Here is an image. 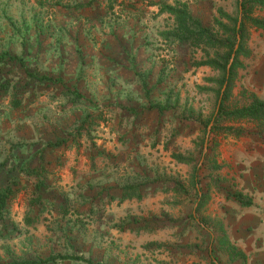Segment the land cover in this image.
Listing matches in <instances>:
<instances>
[{
  "label": "rangeland",
  "instance_id": "obj_1",
  "mask_svg": "<svg viewBox=\"0 0 264 264\" xmlns=\"http://www.w3.org/2000/svg\"><path fill=\"white\" fill-rule=\"evenodd\" d=\"M221 12L237 0H0V264H244L219 146L247 119L206 126L221 72L195 66L226 50Z\"/></svg>",
  "mask_w": 264,
  "mask_h": 264
},
{
  "label": "crops",
  "instance_id": "obj_2",
  "mask_svg": "<svg viewBox=\"0 0 264 264\" xmlns=\"http://www.w3.org/2000/svg\"><path fill=\"white\" fill-rule=\"evenodd\" d=\"M251 16L264 20V8L256 6ZM243 49L230 99L238 106L252 98L264 104V31L249 23ZM239 124L244 135H231L220 144V162L232 193H240L250 203L242 205L235 199L225 203L229 211L225 233L244 264H264V119Z\"/></svg>",
  "mask_w": 264,
  "mask_h": 264
},
{
  "label": "trees",
  "instance_id": "obj_3",
  "mask_svg": "<svg viewBox=\"0 0 264 264\" xmlns=\"http://www.w3.org/2000/svg\"><path fill=\"white\" fill-rule=\"evenodd\" d=\"M256 6L264 8V0H237L238 16L235 18H232L229 14L225 12H221V15L223 17H225L228 21L232 22V26L228 27L222 24L221 22H218V25H220L225 30L227 36L222 41L221 40H218L216 42L214 41L213 45L216 47L219 46L224 47L226 49L224 54L216 55V57L214 58L207 57L195 62V66H208L212 69L221 72V77L218 80H216L217 89L215 90V94H216L215 111L211 114L210 118L205 123L206 126L209 125L210 123H212L213 126L217 121V119L219 118V116L221 115L230 117L231 119H236V120L247 119L248 121H256L259 123L264 119V104L262 101H260L257 98H252L247 105L241 106L239 108L229 109V110H225L223 108V101L225 97L228 95L229 91L231 90L232 82L235 77V71H234L235 67L239 65L238 55L244 53V49H243L244 39H245L244 20H248L250 24L256 26L257 28H261L264 31V20L251 16V12ZM162 9L163 11H167L170 14L174 15L178 28L182 33L183 32L192 33L190 26L191 24H193L196 27V35L198 37L202 38V36L206 34L207 30L203 28L196 20L191 19L185 7L164 5ZM238 22H239V26H238ZM236 44L237 47L235 48ZM232 55H234L233 60L230 66L228 67ZM2 56L3 55H1L0 57ZM9 58L16 59L21 64L23 63L21 58H18L16 56H11ZM40 79H42V77H40ZM225 131L235 135H241L244 133V131L241 129L236 130L234 128H228V127H225ZM206 133L210 134L211 129L210 131L207 130ZM208 141L209 140H207V142ZM178 159L182 162L187 161V159L181 156H178ZM198 169L199 167L197 165L194 168V174H193V185L196 191L195 193L197 195L196 196L197 204L196 207L194 208V211H197V209L201 206V203L203 201V193L200 189L199 179L197 177ZM240 195L241 194H237L236 196L238 200L239 198H241ZM0 202L4 203V201L1 200ZM249 203H250L249 201L240 202V204L242 205H248ZM241 256L243 257V255ZM65 259H74V258L63 255H52L46 258L45 261L55 262L57 260H65ZM212 264H218L213 257H212Z\"/></svg>",
  "mask_w": 264,
  "mask_h": 264
},
{
  "label": "water",
  "instance_id": "obj_4",
  "mask_svg": "<svg viewBox=\"0 0 264 264\" xmlns=\"http://www.w3.org/2000/svg\"><path fill=\"white\" fill-rule=\"evenodd\" d=\"M238 26H239V22H238ZM236 47H237V44L235 45V48H236ZM233 56H234V55H232V57H231V59H230V61H229L228 67L230 66V64H231V62H232V60H233ZM207 130L209 131V126H208ZM206 139H207V136H206ZM205 145H206V144H205Z\"/></svg>",
  "mask_w": 264,
  "mask_h": 264
}]
</instances>
